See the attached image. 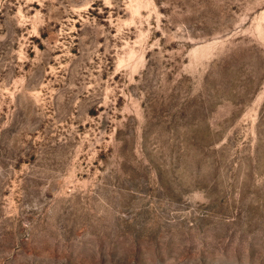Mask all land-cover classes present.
<instances>
[{"label": "rangeland", "instance_id": "374dc122", "mask_svg": "<svg viewBox=\"0 0 264 264\" xmlns=\"http://www.w3.org/2000/svg\"><path fill=\"white\" fill-rule=\"evenodd\" d=\"M0 264H264V0H0Z\"/></svg>", "mask_w": 264, "mask_h": 264}]
</instances>
